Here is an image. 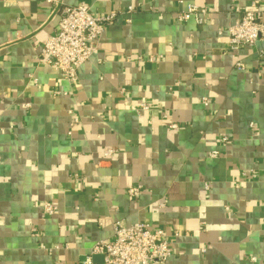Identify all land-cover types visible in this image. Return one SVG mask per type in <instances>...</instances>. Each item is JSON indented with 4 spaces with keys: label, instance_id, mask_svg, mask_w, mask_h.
Segmentation results:
<instances>
[{
    "label": "crops",
    "instance_id": "obj_1",
    "mask_svg": "<svg viewBox=\"0 0 264 264\" xmlns=\"http://www.w3.org/2000/svg\"><path fill=\"white\" fill-rule=\"evenodd\" d=\"M253 2L0 0V264H85L116 221L162 228L166 264H264V37L226 30ZM80 4L122 13L70 83L40 48Z\"/></svg>",
    "mask_w": 264,
    "mask_h": 264
},
{
    "label": "built area",
    "instance_id": "obj_2",
    "mask_svg": "<svg viewBox=\"0 0 264 264\" xmlns=\"http://www.w3.org/2000/svg\"><path fill=\"white\" fill-rule=\"evenodd\" d=\"M121 13L112 11L97 15L86 5L63 6L57 30L40 48L41 62L61 72L70 83H77L80 66L96 51L106 25L112 23ZM208 14L207 8L190 3L179 14V18L184 21L194 19L202 24ZM226 30L229 34L230 50L254 45L264 37V10L253 2L251 8L245 10L240 19ZM204 101L206 103V99ZM147 108L146 103L141 104V109ZM172 127L177 125L172 124ZM113 152L114 150H107L105 155L109 156ZM140 191V187H131L128 192L131 196H137ZM56 209L53 203L47 202L44 205V211L48 215L54 214ZM171 254V243L162 228L148 222L124 224L116 221L111 238L97 242L85 264H166ZM96 256L101 257L99 262L94 261Z\"/></svg>",
    "mask_w": 264,
    "mask_h": 264
}]
</instances>
